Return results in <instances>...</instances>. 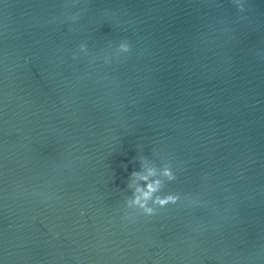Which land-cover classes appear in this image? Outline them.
I'll return each instance as SVG.
<instances>
[{"label": "water", "instance_id": "water-1", "mask_svg": "<svg viewBox=\"0 0 264 264\" xmlns=\"http://www.w3.org/2000/svg\"><path fill=\"white\" fill-rule=\"evenodd\" d=\"M240 3L0 0V264H264V0ZM169 166L180 203L123 219L130 174Z\"/></svg>", "mask_w": 264, "mask_h": 264}, {"label": "clouds", "instance_id": "clouds-1", "mask_svg": "<svg viewBox=\"0 0 264 264\" xmlns=\"http://www.w3.org/2000/svg\"><path fill=\"white\" fill-rule=\"evenodd\" d=\"M237 8L243 11V5L240 0H234ZM71 20L79 19L78 15H72ZM117 47L123 53L131 51V45L126 41H121ZM80 52H87V44L81 42L78 45ZM76 58V54H73ZM27 62V60H26ZM110 59H105V63H110ZM141 169L144 168V161L146 157H141ZM146 175H141L140 171H133L128 180V187L131 188L132 177H137L144 181L143 186H138L129 197L124 201V216L123 219L134 221L137 216L152 217L158 214L162 209L172 205H177L181 201V195L175 192H166L164 190L165 184H171L177 180V175L174 169L169 166L162 169L160 176L164 179L157 178V171L155 168H148ZM151 178V179H150ZM83 215V212H81Z\"/></svg>", "mask_w": 264, "mask_h": 264}]
</instances>
